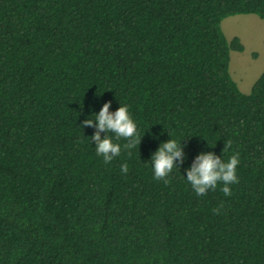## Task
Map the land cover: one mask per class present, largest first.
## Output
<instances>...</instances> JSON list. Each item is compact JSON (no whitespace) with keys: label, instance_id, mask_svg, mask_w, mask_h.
<instances>
[{"label":"trees","instance_id":"trees-1","mask_svg":"<svg viewBox=\"0 0 264 264\" xmlns=\"http://www.w3.org/2000/svg\"><path fill=\"white\" fill-rule=\"evenodd\" d=\"M239 14L264 20V0H0V264H264V72L249 94L230 74ZM109 102L141 142L113 137L105 164L81 125ZM212 152L239 153L231 196L186 180Z\"/></svg>","mask_w":264,"mask_h":264},{"label":"clouds","instance_id":"clouds-1","mask_svg":"<svg viewBox=\"0 0 264 264\" xmlns=\"http://www.w3.org/2000/svg\"><path fill=\"white\" fill-rule=\"evenodd\" d=\"M111 103L104 104L102 110L95 119H86L81 125L82 128L94 126L97 131L94 136L90 138L96 147V154L103 157L105 164L120 155L121 145L115 143L121 139L126 140L127 143L123 145L126 150L136 148L141 142V138L137 129L136 123L133 121L126 106H120L117 111L111 113L109 111ZM106 132L108 135L101 138L100 133ZM171 133V132H170ZM112 134V135H109ZM232 146V142L227 140L223 153L227 152ZM179 159L181 163L184 162V153L181 144L176 140L170 139L166 143H162L159 150L152 156L151 163L153 166L154 179L163 181L165 185H169L171 181L168 179L174 168H177L175 161ZM239 153L232 155L227 162L221 157L212 153L200 154L191 168L187 171V182L191 185L194 192L198 195H206L209 190L215 191L218 184H223L221 191L225 196H231L232 190L230 185L238 184L237 167L239 165ZM128 165H121V172L128 173ZM220 208L213 209L217 215L221 213Z\"/></svg>","mask_w":264,"mask_h":264},{"label":"rangeland","instance_id":"rangeland-1","mask_svg":"<svg viewBox=\"0 0 264 264\" xmlns=\"http://www.w3.org/2000/svg\"><path fill=\"white\" fill-rule=\"evenodd\" d=\"M222 29L228 41L241 39L243 52H231L230 74L240 90L249 94L264 72V20L254 14L227 17Z\"/></svg>","mask_w":264,"mask_h":264}]
</instances>
